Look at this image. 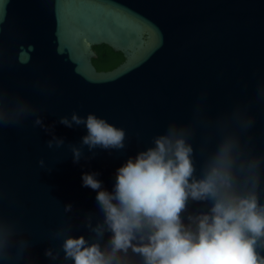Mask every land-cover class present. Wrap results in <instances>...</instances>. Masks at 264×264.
I'll list each match as a JSON object with an SVG mask.
<instances>
[{
  "label": "water",
  "instance_id": "water-1",
  "mask_svg": "<svg viewBox=\"0 0 264 264\" xmlns=\"http://www.w3.org/2000/svg\"><path fill=\"white\" fill-rule=\"evenodd\" d=\"M103 43L125 57L112 70L92 61ZM0 88L6 102L26 101L34 112L0 126V223L16 233L0 264H58L45 253L60 250L63 237L53 233L61 227L99 239L86 226L89 214L93 225L103 219L99 190L83 186V174L98 173L111 192L117 169L171 124L192 129L197 177L225 134L222 120L238 108L253 120L241 145L264 155V0H0ZM73 112L125 129V148L84 146L74 163L69 145L79 146L87 129L59 122ZM36 116L62 147L48 148L52 133L34 125ZM230 128L238 130L235 121ZM209 207L190 200L184 222ZM110 236L99 239L102 248ZM19 240L30 242L22 256Z\"/></svg>",
  "mask_w": 264,
  "mask_h": 264
},
{
  "label": "clouds",
  "instance_id": "clouds-1",
  "mask_svg": "<svg viewBox=\"0 0 264 264\" xmlns=\"http://www.w3.org/2000/svg\"><path fill=\"white\" fill-rule=\"evenodd\" d=\"M196 112L199 117L201 109ZM30 114L33 108L26 101L10 104L0 88V126L17 124ZM231 121L238 130L230 128ZM59 122L87 129L79 146L69 145L74 163L84 156V146L89 151L125 148V129L95 113L83 117L73 112ZM252 123L240 108L222 120L225 134L199 177L189 142L192 129L175 123L154 137V146L129 157L117 169L111 192L96 179L98 173H84L83 186L99 190L96 200L103 214L95 225L89 214L86 226L99 239L106 232L111 236L102 248L99 239L89 243L83 235L68 234L71 227H61L53 233L54 238L63 237L60 250L49 248L45 255L58 264H137L133 256L139 257V264H264V203L260 202L264 155H252L240 138ZM34 125L52 133L48 148L65 144L43 117L36 116ZM39 164L44 167V159ZM190 200L210 207L189 214L186 224L182 214ZM64 211L71 212L72 205ZM15 235L13 226L0 223V260L12 254ZM29 247V241L19 240L16 254L22 256Z\"/></svg>",
  "mask_w": 264,
  "mask_h": 264
},
{
  "label": "trees",
  "instance_id": "trees-1",
  "mask_svg": "<svg viewBox=\"0 0 264 264\" xmlns=\"http://www.w3.org/2000/svg\"><path fill=\"white\" fill-rule=\"evenodd\" d=\"M96 56L92 61L98 70H112L120 65L125 57L121 51L115 50L108 44H97L93 46Z\"/></svg>",
  "mask_w": 264,
  "mask_h": 264
}]
</instances>
